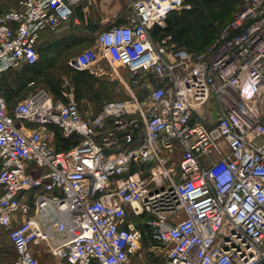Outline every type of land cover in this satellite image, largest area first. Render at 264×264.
<instances>
[{
    "label": "built area",
    "instance_id": "2783aa9c",
    "mask_svg": "<svg viewBox=\"0 0 264 264\" xmlns=\"http://www.w3.org/2000/svg\"><path fill=\"white\" fill-rule=\"evenodd\" d=\"M93 1L0 7V78L35 64L45 32ZM125 1L123 21L68 63L121 65L126 97L86 116L67 78L58 97L29 82L12 106L0 88L8 264L42 252L62 264H264V0H244L200 53L161 32L185 0ZM55 131L75 144L57 150Z\"/></svg>",
    "mask_w": 264,
    "mask_h": 264
},
{
    "label": "rangeland",
    "instance_id": "374dc122",
    "mask_svg": "<svg viewBox=\"0 0 264 264\" xmlns=\"http://www.w3.org/2000/svg\"><path fill=\"white\" fill-rule=\"evenodd\" d=\"M244 0H201V4L199 8H194V13H202L205 19L198 24L193 19H190L194 22V28L192 33L187 36L185 39L184 49L190 52L200 53L203 52L218 36L220 30L224 27L226 22L231 19V17L239 10ZM13 0H0V7L9 8L12 4ZM188 5L186 8L188 9ZM193 8V7H192ZM103 9L101 8L100 2L98 0H94L93 4L89 6L86 14L82 13L80 9H77L74 15H77L79 18V22L83 21L84 15L88 19L89 28L96 29L95 31H87L86 39L83 42L78 43L76 46L64 48V46L56 45L53 48H56L55 54L50 55L49 43H59L58 38L60 33L56 31L45 32L39 42V61L35 66V71L32 74H29V71L23 69L13 70L9 72L7 75L5 74L1 78V83L11 84L17 81V95L11 92L12 96H8L10 100L15 103L18 100H21L26 93L32 89L27 85L29 80H33L34 86L43 87L49 90L53 95L57 96V91L61 86L64 78H67L70 84L73 86L75 100L79 104V108L82 111V107L87 109L88 102H92L94 104V109L92 111L95 114L98 111V107L105 101L113 100V99H123L126 97L124 90L122 89L121 82L118 80V75L122 76L123 79L127 77L128 73L124 67L118 64H113L111 67L107 66L106 73L95 75L92 74V78L89 80V83L86 85H80L81 79L78 76L77 72L72 69L68 63L70 59L80 53L83 49L87 47H92L95 45L96 36L100 32V30H104L111 25H100L95 26L97 24L95 19L98 20L100 16H102ZM104 13V12H103ZM84 22V21H83ZM76 25V26H75ZM75 26V28H74ZM79 24H73L71 26L73 29L79 32L83 30V25L79 27ZM75 34L66 33L68 34ZM82 33H80L81 36ZM45 40V41H44ZM60 49V51H58ZM69 56H72L68 59ZM27 72L24 77L18 76L17 73ZM90 74V73H89ZM23 75V74H22ZM15 80V81H13ZM9 100V106H12ZM212 108L214 109V105L212 104ZM57 134L54 132V137ZM56 139V137H55ZM57 145L55 144V147ZM0 253L2 254V258L12 259L14 257V251L10 244L8 237L3 228L0 227ZM4 253V254H3ZM9 253L8 256L5 257V254ZM5 261V259H4ZM149 263H159L161 259H150ZM40 264H62L58 259L49 255L48 252H42L39 256Z\"/></svg>",
    "mask_w": 264,
    "mask_h": 264
},
{
    "label": "trees",
    "instance_id": "16d2710c",
    "mask_svg": "<svg viewBox=\"0 0 264 264\" xmlns=\"http://www.w3.org/2000/svg\"><path fill=\"white\" fill-rule=\"evenodd\" d=\"M185 5H188V9L187 8H183L180 11H173L171 12L167 19H166V27L164 30H160V29H156L154 30V34H158L160 31L165 33V34H170L173 38V41L176 44V47L179 48H184L185 45V39L187 38L188 35H190L192 33V30L194 28V22H192L190 19L194 18V21L198 24V22H201L205 19L204 15L202 13H194V8H199L200 4H201V0H185L184 1ZM193 7V8H192ZM194 11V12H193ZM230 20V19H229ZM229 20L227 22H229ZM226 22V23H227ZM45 41V40H44ZM59 43H49V53L50 55L55 54L56 48H53L54 46L58 45H63L64 48H60V49H66V48H73V46H75L77 43L74 42L76 41L75 38L73 36H70L67 38V41L64 40H58ZM41 45V44H40ZM39 45V46H40ZM38 47V51H39ZM60 49L58 51H60ZM190 51H194V50H190ZM61 52V51H60ZM72 57V56H71ZM39 61V59H38ZM38 61L33 64V65H27L22 67L21 69H25L27 71H29V74H32L35 71V66L37 65ZM73 69V68H72ZM75 72H77L78 76L81 79L80 85H86L89 83V80L92 78V74H89V72L87 71H77L74 69ZM11 72V71H9ZM18 76L24 77V75L27 74V72H23V73H17ZM23 74V75H22ZM2 78V77H1ZM0 78V81H1ZM15 81V80H13ZM29 82H33V80H29ZM27 83V85H28ZM34 83V82H33ZM13 84H16L17 86V81L13 82ZM7 87L8 86V91H14L11 87L10 84L8 83H4L2 84L0 82V88L3 89V87ZM5 87V89H6ZM55 96V95H54ZM59 96V89L57 91V96ZM78 103V102H77ZM101 104L99 105L98 109L100 108ZM55 133L57 134L56 139H54V144H56V149L57 150H61V149H68L69 147L73 146L75 143L74 141L70 140V139H63L58 131H55Z\"/></svg>",
    "mask_w": 264,
    "mask_h": 264
},
{
    "label": "crops",
    "instance_id": "0c3cea01",
    "mask_svg": "<svg viewBox=\"0 0 264 264\" xmlns=\"http://www.w3.org/2000/svg\"><path fill=\"white\" fill-rule=\"evenodd\" d=\"M98 2H100L101 8L103 9V11H102V16H100V18L98 20L95 19V21H96L95 24H97L95 26H100V25H105V24L106 25H112L115 23H120L123 21L125 15L127 14V11H129L127 3L125 0H98ZM92 4H93V2H92ZM78 20H79V18L77 17V15H75L70 21L62 23L59 26V28H57L55 30L57 33H60V36L58 38H55V39L67 41L68 37L73 36L76 40L74 42H76L78 44L80 42H83L84 39H86L87 31H90V30L95 31L96 30L94 28H91V29L89 28L88 19L86 18V15H84V19H81L84 22L83 21L79 22ZM73 24H79L80 25L79 27H81L83 25V30H80V28H79V32H77L76 30H72L73 28L71 26H73ZM75 26H74V28H75ZM72 31L75 32V34L73 33V35L72 34L66 35L67 32L72 33ZM80 33H82L81 36H78V35H80ZM69 58H71V56H69L68 59ZM106 65L108 67L109 66L111 67V65H113V64H111V62L107 61L106 59H103L100 63V66H101L100 68H102V70L99 72V74L106 73V70H107ZM8 73L9 72H7L5 74L7 75ZM95 75H98V73H95ZM5 87H3L4 97L7 101V103L9 104L10 98H8V96H12L11 92L13 94L17 95V86H16V84L11 83L10 87L14 91H10V92L7 90L8 86L6 87V89H5ZM10 102H11V104L14 105L17 101L15 103H13V101L10 100ZM88 103L89 104H88L86 110H85V108L82 107V112L86 116H92V115H94L92 113V111L94 109V104L92 102H88ZM0 235H1V233H0ZM8 255H9V253H6L5 257ZM4 259H5V261H4ZM10 260L11 259H7V261H6V258H2V254L0 253V264H8Z\"/></svg>",
    "mask_w": 264,
    "mask_h": 264
}]
</instances>
